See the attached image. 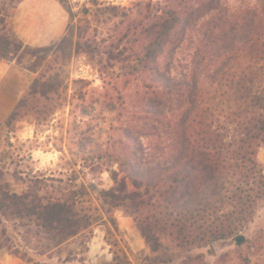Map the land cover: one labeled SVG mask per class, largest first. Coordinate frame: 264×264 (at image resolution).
Returning a JSON list of instances; mask_svg holds the SVG:
<instances>
[{
  "label": "trees",
  "instance_id": "trees-1",
  "mask_svg": "<svg viewBox=\"0 0 264 264\" xmlns=\"http://www.w3.org/2000/svg\"><path fill=\"white\" fill-rule=\"evenodd\" d=\"M9 1L0 9V60L22 65L24 56L34 57L24 68L36 77L0 127L10 131L28 116L46 120L40 110L76 100L83 117L90 112L86 97L107 110L114 92L124 119L114 127L119 135L106 141L89 123H67L60 139L70 155L67 167L59 176L13 173L24 185L20 193L1 188L0 169V248L24 264H53L31 253L51 258L64 243L88 241L98 224H115L117 210L133 219L152 251L179 254L177 264H203L227 240L244 244L243 232L264 201L257 157L264 146V0H148L134 4L135 12L88 0L83 6L91 18L83 23L74 22L71 0H57L67 27L47 46H29L8 27L9 10L22 0ZM101 10L120 11L122 20L97 41L87 31ZM62 46L91 59L103 54L96 69L100 94L78 78L72 83L79 94L69 97V85L52 72L56 57L39 72ZM102 172L113 185L93 197L85 177ZM107 235L109 264H130L127 250Z\"/></svg>",
  "mask_w": 264,
  "mask_h": 264
},
{
  "label": "rangeland",
  "instance_id": "rangeland-1",
  "mask_svg": "<svg viewBox=\"0 0 264 264\" xmlns=\"http://www.w3.org/2000/svg\"><path fill=\"white\" fill-rule=\"evenodd\" d=\"M88 0H71L72 10L76 13L74 22L83 23L85 18H91L90 14L83 6ZM148 0H106L101 1L109 3L126 10L135 12L137 8L134 4L137 2H146ZM165 0H152V2ZM9 0L0 1V9L7 8ZM120 11L101 10L99 14L94 15V21L91 22L92 30L87 34L95 35L97 41L107 39L113 34L115 25L122 20ZM117 15V17L115 16ZM133 16V15H132ZM131 19V16L126 18ZM121 27V26H120ZM95 29V31L93 30ZM56 41L54 44L58 43ZM101 47V46H100ZM61 51L57 52L48 63L42 62L38 66L40 73L46 66L53 63L56 57L58 63L56 69L52 72H58V79L63 84H68L69 97H76L79 91L73 89L78 85H73V80L83 78L91 81L90 90L100 94L102 82L97 78L96 69L100 58H105L103 54L91 55L92 59L82 50L75 51L71 48L62 46ZM101 49V48H100ZM102 50V49H101ZM34 57L24 56L22 58V67L30 66ZM60 59V60H57ZM55 63V62H54ZM29 89V88H28ZM27 89V90H28ZM17 91V84H12L3 98L0 100V109L8 102L12 101ZM121 93L124 94V91ZM117 92L113 93L114 99L109 101V108L102 110L98 106L92 107L91 99L86 97L84 107L90 111L88 115L80 116V101H73L72 105L62 106L60 109H53L50 112L46 109L40 110L48 113L46 120H35L34 117H25L22 121L15 124L12 130L8 131L0 127V169L4 173V180L1 188L12 189L20 193L24 185L16 182L12 174L19 176L45 174L59 176V172L67 167V160L70 155L64 142L67 123H80V120L89 123L92 131L97 129V136L100 140L106 141L112 136H118L119 132L114 127L121 126L124 112V106L120 99H117ZM95 108V111H91ZM4 120L0 121L3 122ZM68 137H74L72 131ZM61 139V141H60ZM63 147L65 157L60 151ZM74 152L76 150L73 148ZM258 160L263 166L264 172V146L257 154ZM76 169H78L76 167ZM85 183L89 192L94 197L102 189H108L113 185V181L107 172H102L98 176L86 175ZM121 214V215H120ZM116 222L112 224L109 221L98 224L94 227L88 241L68 242L50 251L51 258L39 256L31 253L37 260L50 261L53 264H109L112 259L111 245L112 238L107 235L110 231L119 241L120 246L125 248L130 256V264H177L179 254L164 247L157 251H152L141 236L136 223L129 216H124L121 211L115 212ZM118 216H124L126 219ZM115 225L117 229H115ZM243 235L246 242L237 245L232 240H227L220 244L213 254H205L203 264H245L244 259H248L247 264H264V201L257 210L252 222L244 230ZM84 239V238H83ZM196 252V251H195ZM1 264H24L21 258L0 248Z\"/></svg>",
  "mask_w": 264,
  "mask_h": 264
},
{
  "label": "crops",
  "instance_id": "crops-1",
  "mask_svg": "<svg viewBox=\"0 0 264 264\" xmlns=\"http://www.w3.org/2000/svg\"><path fill=\"white\" fill-rule=\"evenodd\" d=\"M7 25L29 46H47L59 41L66 30L68 14L57 0H22L9 10ZM36 73L15 61L0 60V100L12 84H17L12 101L0 109L4 120L27 91ZM121 215V214H120ZM126 219L124 216H118Z\"/></svg>",
  "mask_w": 264,
  "mask_h": 264
}]
</instances>
